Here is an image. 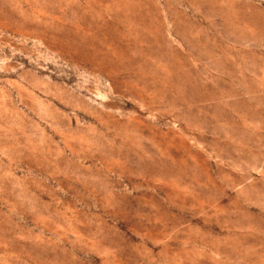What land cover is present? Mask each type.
Returning <instances> with one entry per match:
<instances>
[{"label":"rangeland","instance_id":"rangeland-1","mask_svg":"<svg viewBox=\"0 0 264 264\" xmlns=\"http://www.w3.org/2000/svg\"><path fill=\"white\" fill-rule=\"evenodd\" d=\"M0 264H264V0H0Z\"/></svg>","mask_w":264,"mask_h":264}]
</instances>
